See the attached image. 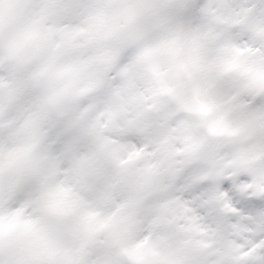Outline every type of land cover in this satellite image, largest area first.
Instances as JSON below:
<instances>
[{
  "label": "snow or ice",
  "instance_id": "6c2138e0",
  "mask_svg": "<svg viewBox=\"0 0 264 264\" xmlns=\"http://www.w3.org/2000/svg\"><path fill=\"white\" fill-rule=\"evenodd\" d=\"M191 37L217 53L206 65L216 90L200 111L219 116L200 123L209 137L220 125L240 133L239 168L210 192L186 182L213 146L195 150L197 124L159 114L157 94L138 90L119 145L126 156L109 154L110 178L97 183L77 154L90 129L66 112L82 96L119 97L158 75L156 58ZM178 128L193 146L184 167L137 203L126 230L110 229L106 204L120 180ZM73 186L84 195L62 199ZM38 232L47 244L35 255ZM0 264H264V0H0Z\"/></svg>",
  "mask_w": 264,
  "mask_h": 264
},
{
  "label": "clouds",
  "instance_id": "9594fccd",
  "mask_svg": "<svg viewBox=\"0 0 264 264\" xmlns=\"http://www.w3.org/2000/svg\"><path fill=\"white\" fill-rule=\"evenodd\" d=\"M16 28L17 25H11L13 34ZM216 55L215 48L204 49L197 38H188L177 46L170 57L156 58L160 64L158 75H144L137 81L135 88H123L119 97L105 95L102 100H96L85 95L69 108L65 119L79 120L83 127L90 129L77 148V154L84 158L85 169L93 174L97 183L110 178L104 163L109 154L116 153L121 158L126 156V153L119 152V145L127 139L125 133L129 117L141 107L136 100L138 90L145 91L149 96L157 94L154 99L159 114H172L190 124H197L200 142L195 150L203 154L209 144L213 146L212 161L209 162L202 155L183 176L186 182L207 184L209 187L204 191L210 192L216 179L239 168L237 147L231 143V139L240 133L220 125L218 132L221 134L209 137L206 127L200 123H212L219 116L216 110H211L206 116L200 111L209 105L216 90L211 75L206 71L207 62ZM112 77L118 78L116 71ZM76 87H85V82L81 81ZM164 89L167 91L162 92ZM188 134V128H178L171 139L150 146L151 151L146 152L132 171L120 180L115 198L106 204V214L111 216L108 225L110 229L126 230L136 214L137 203L161 190L173 171L184 167L187 153L193 150L191 142L185 139ZM250 154L255 155V151L250 150ZM78 195L84 193L79 186H73V191L62 194V199L71 201ZM87 211V206L79 209L80 214H86ZM28 213L40 215L41 210L29 209ZM13 244L16 248H23L25 242L14 240ZM46 244L42 232H38L29 242L35 255H39Z\"/></svg>",
  "mask_w": 264,
  "mask_h": 264
}]
</instances>
